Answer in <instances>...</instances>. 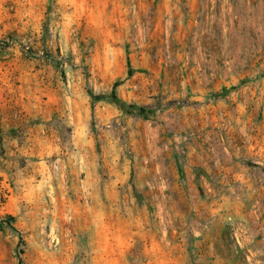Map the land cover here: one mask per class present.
<instances>
[{
  "label": "rangeland",
  "instance_id": "374dc122",
  "mask_svg": "<svg viewBox=\"0 0 264 264\" xmlns=\"http://www.w3.org/2000/svg\"><path fill=\"white\" fill-rule=\"evenodd\" d=\"M0 264H264V0H0Z\"/></svg>",
  "mask_w": 264,
  "mask_h": 264
},
{
  "label": "trees",
  "instance_id": "16d2710c",
  "mask_svg": "<svg viewBox=\"0 0 264 264\" xmlns=\"http://www.w3.org/2000/svg\"><path fill=\"white\" fill-rule=\"evenodd\" d=\"M13 219H14L13 217H10V222H9V224H10V226H11L14 230H16L15 227H14L13 225H11V222H12Z\"/></svg>",
  "mask_w": 264,
  "mask_h": 264
}]
</instances>
